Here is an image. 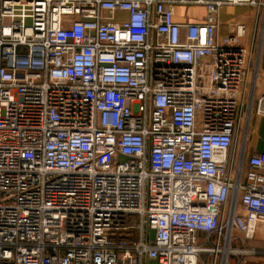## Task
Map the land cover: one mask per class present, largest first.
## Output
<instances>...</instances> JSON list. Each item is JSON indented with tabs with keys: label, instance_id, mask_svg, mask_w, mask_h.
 Returning <instances> with one entry per match:
<instances>
[{
	"label": "built area",
	"instance_id": "obj_1",
	"mask_svg": "<svg viewBox=\"0 0 264 264\" xmlns=\"http://www.w3.org/2000/svg\"><path fill=\"white\" fill-rule=\"evenodd\" d=\"M263 49L264 0H0V264L264 255Z\"/></svg>",
	"mask_w": 264,
	"mask_h": 264
},
{
	"label": "crops",
	"instance_id": "obj_2",
	"mask_svg": "<svg viewBox=\"0 0 264 264\" xmlns=\"http://www.w3.org/2000/svg\"><path fill=\"white\" fill-rule=\"evenodd\" d=\"M206 15V9L202 5L197 4H175L174 5V20L176 22L186 21H201ZM121 17H124L123 15ZM230 18L243 21L247 25V37L246 42L251 39L254 34L256 36L257 30L260 28L259 18L255 15V10L252 8H238L229 9L222 8L219 12L220 24L216 30L218 38L225 34L229 26L225 24ZM255 31V32H253ZM261 63H264V49L262 51ZM256 95L264 94V73L260 75L257 80ZM249 147L255 148L260 151H264V117L254 115L250 123L249 128ZM250 244L258 249L264 250V226L257 229L254 238L250 241ZM242 264H264V255L248 256Z\"/></svg>",
	"mask_w": 264,
	"mask_h": 264
},
{
	"label": "rangeland",
	"instance_id": "obj_3",
	"mask_svg": "<svg viewBox=\"0 0 264 264\" xmlns=\"http://www.w3.org/2000/svg\"><path fill=\"white\" fill-rule=\"evenodd\" d=\"M244 259H246L247 257H243ZM237 257H231V261H236ZM247 260V259H246ZM149 264H157L155 261H150Z\"/></svg>",
	"mask_w": 264,
	"mask_h": 264
}]
</instances>
